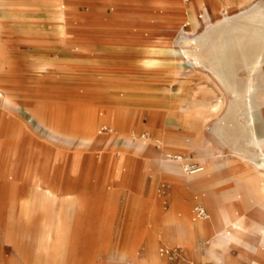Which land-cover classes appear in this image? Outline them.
<instances>
[{"label":"bare ground","instance_id":"1","mask_svg":"<svg viewBox=\"0 0 264 264\" xmlns=\"http://www.w3.org/2000/svg\"><path fill=\"white\" fill-rule=\"evenodd\" d=\"M240 2L243 8L229 14L221 0H0V26L5 16L17 23L12 47L18 69L26 56L42 74L51 69V56L57 54L69 60L75 72H102L106 80L108 75L130 90L103 99L106 112L92 113L79 131L59 124L55 114L7 88L0 77V105L18 118L0 121V180L11 191L18 186L30 193V205L19 204L22 212L34 206L41 214L34 264H170L161 258L159 244L182 249L188 264L205 259L215 264H264V0ZM23 48L31 50L25 55ZM0 54L4 57L2 50ZM96 58L104 65L94 66ZM109 62L127 65L126 71L113 70ZM143 75L145 79H137ZM198 76L211 78L226 94L225 111L215 122L205 116L201 125L193 122L186 131L185 89ZM196 92H189L193 104ZM130 100L139 108L133 119L162 133L161 140H147L138 150L159 158L182 198L181 212L161 214L149 228L150 207L141 203L124 249L99 255L96 243L93 256L89 252L84 260L85 245L71 240L72 220L85 204L73 186L81 156L65 157V183L59 186L54 145L75 146L90 156L112 140L128 148ZM169 106L176 112H167ZM100 119H108L106 127L118 133L101 137ZM186 153L201 162L200 172H186ZM172 155L175 162L165 158ZM234 157L241 159L242 176L235 174ZM109 167L125 182L140 169L126 156L109 162ZM225 170L244 183L251 207H244L238 190L224 194L215 189L225 183ZM191 196L202 203L205 217L189 216Z\"/></svg>","mask_w":264,"mask_h":264},{"label":"rangeland","instance_id":"2","mask_svg":"<svg viewBox=\"0 0 264 264\" xmlns=\"http://www.w3.org/2000/svg\"><path fill=\"white\" fill-rule=\"evenodd\" d=\"M221 3L223 11L229 14L243 8L240 0H221ZM16 24L9 16H5L1 21L0 50L4 52V57H1L0 54V77H2L7 88L31 98L32 102L40 105L44 112L55 114L59 124H66L80 131L83 125L89 122L92 113L106 112V108L101 105L103 99L117 95L119 91H130L129 88L126 89L124 86L113 83V79L109 78L108 75L107 78L110 80H106L102 76V72L98 73L95 70L87 73L75 72L71 62L58 57L57 54L51 56V69L42 74L34 70V67L27 62L29 59H26V56L20 59V68L18 69L16 54L14 53L16 46L12 47L16 40ZM30 50V48L28 50L23 48L25 55ZM112 59L114 60V58ZM101 60L96 58V62L92 64L94 66L104 65ZM109 64L115 71L117 68L126 71L125 66L127 65L118 64L116 66V63H107V65ZM142 78L145 79L146 77L144 75L137 77L139 80ZM192 88L197 91L195 104L191 102L189 96ZM133 92L137 93V91ZM131 97L136 98L137 95H131ZM138 97L145 98V95ZM226 99V94L218 88L211 78L202 76L194 78L185 89L183 99L185 102L182 104L183 112L189 114L185 124L186 131H189L193 122L201 125L205 116H208L207 119L212 122L218 120L225 111ZM211 103H219L220 105L218 108L212 109ZM128 105L126 110L131 115L125 129L131 137L128 148H124L125 144L112 140L106 145H102L94 155L90 156L87 154V150L81 151L75 146L54 145L55 155L59 159L57 162L59 168L55 172L59 186L65 183L63 180L66 175L65 157L74 159L81 156V163L76 167L78 177H76L73 186L81 191L85 204L72 220L71 240L75 244L80 242L85 245L83 248L85 255L82 257L84 260L89 256V252L93 256L95 252L93 246L96 243L99 246V249L96 250L99 255L106 250L108 252L123 250L129 241V233L135 225L141 203H146V206L150 207V212H148L149 228L156 225L161 214L172 215L181 212L179 206L182 198L174 190L171 179L163 170L159 158L149 155L148 151L138 150L139 145L147 140L149 143L161 140L162 133L151 130L146 121H135L133 117L136 110H139L138 104L136 105L130 100ZM174 111L176 112L175 108L171 106L167 109L169 113ZM1 120L17 122L18 118L11 108L0 105ZM108 123V119L98 120L97 128L101 137L118 133L117 130L109 131L106 127ZM171 129L167 127L168 132ZM170 146L178 148L176 145ZM199 152L203 154L202 150ZM192 154L195 152L192 151ZM123 156L133 159L140 168L137 174L126 182L118 181L113 167H109V162H120L123 160ZM165 158L169 162L177 160L173 155L165 156ZM183 159L185 164H201L197 157L188 153ZM233 160L234 162H232L240 167L241 159L234 157ZM245 188L243 182H239L234 187L241 192V200L246 205L250 201L244 195ZM21 202L30 205V193L27 190L21 191L18 186H16L15 191H11L0 180V264H34L35 262L37 229L42 217L34 206H30L26 213L22 212L19 209ZM190 203L189 216L195 218V207L203 205L195 196H191ZM256 209L258 210V208ZM198 243L202 245L203 240L198 238ZM162 247L177 250L183 255L182 262L178 260L177 263L171 264H188L187 260L189 261V259L182 249L176 248L177 246L171 248L159 244V253ZM234 253L237 252L234 251ZM81 254L83 255V253ZM160 256L165 258L161 254ZM194 262L195 264H215L209 259Z\"/></svg>","mask_w":264,"mask_h":264},{"label":"built area","instance_id":"3","mask_svg":"<svg viewBox=\"0 0 264 264\" xmlns=\"http://www.w3.org/2000/svg\"><path fill=\"white\" fill-rule=\"evenodd\" d=\"M185 170L186 172L192 173H197L202 170V166L196 163H186L185 165ZM195 212V218H203L206 216V210L203 206L197 205L194 209ZM160 254L162 256H165V258L171 263L180 260L179 262H182L184 259L183 255L181 252H178L177 250H170V249H165V248H160ZM182 260V261H181Z\"/></svg>","mask_w":264,"mask_h":264},{"label":"crops","instance_id":"4","mask_svg":"<svg viewBox=\"0 0 264 264\" xmlns=\"http://www.w3.org/2000/svg\"><path fill=\"white\" fill-rule=\"evenodd\" d=\"M262 111L264 112V106L262 108ZM261 126L264 127V119H263V121H261ZM232 161L234 162V160H232ZM233 166L236 167V173L235 174L241 175V176L244 174L243 173L244 169L241 167V165L239 167L238 165L233 163ZM223 175H224V177L226 179L225 183L222 184V185H218L217 187H215V189L220 191V192H222V193H224V194H227L228 192L233 191L234 187L237 186L239 183L236 180H234V178H232L233 174H229L227 170L224 171ZM225 201L226 202H230L231 200H226L225 199ZM244 207H251V206L246 204Z\"/></svg>","mask_w":264,"mask_h":264}]
</instances>
